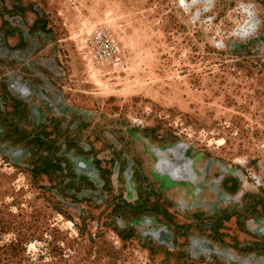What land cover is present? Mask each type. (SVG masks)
<instances>
[{
    "label": "rangeland",
    "instance_id": "374dc122",
    "mask_svg": "<svg viewBox=\"0 0 264 264\" xmlns=\"http://www.w3.org/2000/svg\"><path fill=\"white\" fill-rule=\"evenodd\" d=\"M0 264H264V0H0Z\"/></svg>",
    "mask_w": 264,
    "mask_h": 264
},
{
    "label": "water",
    "instance_id": "95a60500",
    "mask_svg": "<svg viewBox=\"0 0 264 264\" xmlns=\"http://www.w3.org/2000/svg\"><path fill=\"white\" fill-rule=\"evenodd\" d=\"M163 162H164V160H163ZM166 162V163H165ZM164 163H165V165H167V161H165Z\"/></svg>",
    "mask_w": 264,
    "mask_h": 264
}]
</instances>
